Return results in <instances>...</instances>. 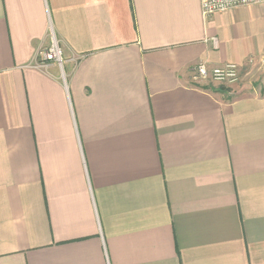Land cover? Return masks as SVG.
<instances>
[{
  "label": "crops",
  "instance_id": "1",
  "mask_svg": "<svg viewBox=\"0 0 264 264\" xmlns=\"http://www.w3.org/2000/svg\"><path fill=\"white\" fill-rule=\"evenodd\" d=\"M255 58L264 4L0 0V264H264V84L193 81Z\"/></svg>",
  "mask_w": 264,
  "mask_h": 264
},
{
  "label": "built area",
  "instance_id": "2",
  "mask_svg": "<svg viewBox=\"0 0 264 264\" xmlns=\"http://www.w3.org/2000/svg\"><path fill=\"white\" fill-rule=\"evenodd\" d=\"M260 4H264V0H202V13L205 17H209L218 12H226L239 7ZM212 40L217 43L216 37H213ZM42 59L43 61H54L63 66L62 48L56 40L52 42L48 50L42 52ZM240 67L237 64H227L221 67L210 68L207 63L202 62L194 70L193 81L196 83L213 78L218 82L234 83L239 79L238 72Z\"/></svg>",
  "mask_w": 264,
  "mask_h": 264
},
{
  "label": "rangeland",
  "instance_id": "3",
  "mask_svg": "<svg viewBox=\"0 0 264 264\" xmlns=\"http://www.w3.org/2000/svg\"><path fill=\"white\" fill-rule=\"evenodd\" d=\"M238 80L234 83L229 82H218L211 79L202 80L200 82H196L198 84H206V83H216L219 85H226V86H234V85H241L242 83H245L247 81H251L254 84H258V86L264 84V59L258 58L254 59L252 62H250L248 65L241 66L239 68L238 72Z\"/></svg>",
  "mask_w": 264,
  "mask_h": 264
}]
</instances>
